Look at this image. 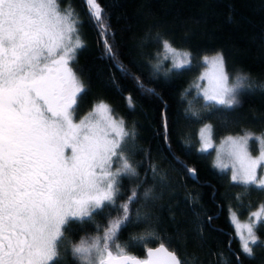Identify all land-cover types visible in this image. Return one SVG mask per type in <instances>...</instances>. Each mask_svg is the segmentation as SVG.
<instances>
[{"label":"trees","instance_id":"16d2710c","mask_svg":"<svg viewBox=\"0 0 264 264\" xmlns=\"http://www.w3.org/2000/svg\"><path fill=\"white\" fill-rule=\"evenodd\" d=\"M57 2L81 22L83 47L76 49L71 64L84 91L74 116L106 101L134 133L126 138L124 156L138 176L122 179L117 204L126 203L133 191L137 200L129 205L131 222L122 227L117 242L142 257L147 248L163 243L182 264H264V226L257 228L259 242L251 245L248 256L228 215L230 208L244 216L264 206V191L234 184L228 170L214 167L212 150L198 151V126L207 120L216 137L264 132V0H97L103 20L99 27L84 0ZM162 40L188 48L191 68L169 71L161 65L156 71ZM216 51L230 72H246L251 84L239 91V103L231 108L204 107L202 96L188 86L203 65V55ZM186 168L195 169V176ZM146 190L151 191L148 199ZM136 211L140 221L134 219ZM120 215L106 203L91 220H70L51 264H81L71 246L102 237Z\"/></svg>","mask_w":264,"mask_h":264},{"label":"snow or ice","instance_id":"6c2138e0","mask_svg":"<svg viewBox=\"0 0 264 264\" xmlns=\"http://www.w3.org/2000/svg\"><path fill=\"white\" fill-rule=\"evenodd\" d=\"M84 2L89 16L102 25L97 0ZM80 24L78 15L70 8L62 11L57 0H0V264H51L69 221L91 220L106 203L121 215L109 222L102 237L81 239L71 246L81 264H182L163 243L147 248V259L140 260L117 242L122 227L131 222L129 205L137 200L133 191L126 203L117 204L122 179L138 176L124 156L126 138L134 133L103 101L78 123L74 120L84 86L69 61L83 47ZM161 43L156 71L167 60L169 71L191 68V53L178 51L167 40ZM202 63L208 68L199 80L207 85L192 87L202 96L204 107L237 105L238 92L251 87L249 78L237 75L230 83L220 53L204 56ZM127 99L132 107L131 97ZM199 138L198 151L215 148L214 167L222 172L231 168L234 184L264 191V136L229 135L217 146L211 125H205ZM251 140L258 144L256 156L249 149ZM186 170L195 176V169ZM150 195V190L143 193L145 199ZM134 219L143 217L136 211ZM230 222L242 252L251 256L250 245L259 242L256 230L264 226V206L246 223L230 213Z\"/></svg>","mask_w":264,"mask_h":264},{"label":"rangeland","instance_id":"374dc122","mask_svg":"<svg viewBox=\"0 0 264 264\" xmlns=\"http://www.w3.org/2000/svg\"><path fill=\"white\" fill-rule=\"evenodd\" d=\"M58 3V2H57ZM60 8V7H59ZM61 9V8H60ZM62 11H63V9H61ZM169 42V41H168ZM170 43V42H169ZM171 44V43H170ZM174 48H176L178 51H181V52H189L190 53V51H189V49L188 48H186V47H182V46H177V45H174V44H171ZM162 51H163V49L159 52V53H162ZM217 53H220V54H222L220 51H216V52H213V53H207V54H204L203 55V57L204 56H208V57H212V56H214V55H216ZM203 57H202V61H203ZM161 65H163V66H166V68H171V61L170 60H167V61H163V63L161 64ZM69 66L72 68V70H73V72L76 74V76L78 77V79L82 82V78L79 76V74L74 70V68L72 67V64H71V60L69 61ZM207 68H208V66H206V65H202L201 66V68H200V70L198 71V73L195 75V77H193L191 80H190V82L188 83V86H192L194 83H200V85L202 86V87H204V86H206L207 85V81L206 80H199V77L207 70ZM225 69H226V72L229 74V77H230V83H233L234 81H235V77L237 76V75H246V72H244V71H242V70H237V71H233V72H230L229 70H228V68L226 67V64H225ZM82 84H83V82H82ZM239 93V92H238ZM237 99H238V95H237ZM99 102H101V101H99ZM103 102H106V101H103ZM98 103V102H97ZM108 105H110V107H111V104L110 103H108V102H106ZM96 104V103H95ZM94 104V105H95ZM94 105H93V107L89 110V111H87L86 113H84L82 116H80V117H78V118H76L75 116H74V120H75V122H79V120L80 119H82L85 115H87L89 112H91L92 110H93V108H94ZM112 108V107H111ZM114 115H115V117L116 118H121L118 114H116V113H114ZM205 125H211V127H212V138H213V141H214V143L218 146L222 141H223V139H225L227 136H229V135H231V136H237V135H243L245 132H251V133H253L254 134V136H264V132H255V131H252V130H244V131H241V132H227V133H224V134H222V135H219L218 137H216L215 135H214V132H213V126H212V122L211 121H209V120H207V121H204V122H202L201 124H199V126H198V136H199V131H200V129L201 128H203ZM200 146H201V141H200V138H199V148H200ZM249 149H250V151H251V154L253 155V156H256L257 154H258V152H257V149H258V144H257V142L255 141V140H251V141H249ZM215 160H216V149L214 148V149H212V163L213 164H215ZM116 167H117V165H114L113 164V170H115L116 169ZM228 172L230 173V175H231V168H229L228 169ZM261 207V205L260 206H257V207H255V208H253V209H251V210H249L244 216H242V215H240L239 213H238V211L237 210H235L234 208H230L229 209V211H228V215H229V217H230V213H236V215L238 216V218H239V222L240 223H246V222H248L249 221V216H250V214L252 213V212H254V211H257L259 208ZM236 233V232H235ZM256 234H257V232H256ZM257 236H258V234H257ZM238 237V236H237ZM238 240H239V237H238ZM239 243H240V240H239ZM240 246H241V244H240ZM251 246V245H250Z\"/></svg>","mask_w":264,"mask_h":264},{"label":"water","instance_id":"95a60500","mask_svg":"<svg viewBox=\"0 0 264 264\" xmlns=\"http://www.w3.org/2000/svg\"><path fill=\"white\" fill-rule=\"evenodd\" d=\"M192 169H193V168H192ZM159 245H160V244H159ZM159 245L154 246V247H150V248L155 249V248L159 247ZM165 247L168 248V250H169L170 252L175 253L176 256L179 258L178 254L176 253L175 250H173L172 248L168 247L167 245H165ZM126 253H127L128 255L134 256V257H136L137 259H140V260H145V259H147V256L142 257V256H140V255L132 254V253L127 252V251H126ZM179 259H180V258H179Z\"/></svg>","mask_w":264,"mask_h":264}]
</instances>
